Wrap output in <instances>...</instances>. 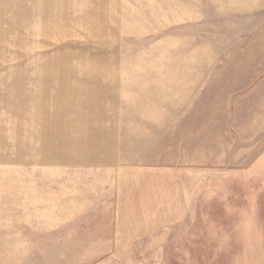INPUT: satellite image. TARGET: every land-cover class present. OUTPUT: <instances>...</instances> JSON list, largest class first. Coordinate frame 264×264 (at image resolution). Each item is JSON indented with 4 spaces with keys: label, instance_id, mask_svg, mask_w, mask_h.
<instances>
[{
    "label": "rangeland",
    "instance_id": "374dc122",
    "mask_svg": "<svg viewBox=\"0 0 264 264\" xmlns=\"http://www.w3.org/2000/svg\"><path fill=\"white\" fill-rule=\"evenodd\" d=\"M217 20L264 39V0H0V264H264V74L211 173L139 109ZM94 127L109 162L74 156Z\"/></svg>",
    "mask_w": 264,
    "mask_h": 264
},
{
    "label": "crops",
    "instance_id": "0c3cea01",
    "mask_svg": "<svg viewBox=\"0 0 264 264\" xmlns=\"http://www.w3.org/2000/svg\"><path fill=\"white\" fill-rule=\"evenodd\" d=\"M213 13L211 12V18ZM210 24L211 29L205 37H200L198 42L191 45H188L189 42L186 43L188 46L183 45L186 52L191 54L192 59L188 60L194 62L193 67L192 64L188 65L192 68L191 73L183 74L182 78L179 75L173 84H168L163 75L164 83L161 85L165 86L161 88V100L158 99L157 103L145 100V104L139 106L140 112L145 110L146 121L150 116L153 119L160 118L166 111L177 113L171 124L176 125L179 133L176 144L171 147L176 149L177 157L184 161L183 171L188 174L202 171L211 173L225 157L231 156L234 141L240 133L239 116L242 110L253 102L254 106H261L257 100L249 101L248 94L250 86L258 80L256 78L264 74V64L258 66L259 61H264V39L242 30V22L237 21L233 25L232 21L217 20ZM192 32L197 31L193 29ZM184 49L182 48L183 53ZM177 59L182 61L186 56ZM255 69L262 72L256 74ZM105 82L112 83L114 80ZM167 86L172 90L170 97L167 95L168 91H163ZM253 88L258 89V84ZM92 93L95 94L94 91ZM169 98L172 100L170 103ZM129 100L130 114L135 111L132 117H136L137 101L144 102L133 94L129 95ZM139 118H142L140 114ZM156 122L153 121L154 124ZM100 128L94 127L95 135L82 137L80 150L74 148V156L91 159L92 163L89 164H101L105 159L109 162L114 158L115 136L100 137ZM103 130L106 132V127ZM143 140L148 141L147 137ZM106 150L109 151L108 156ZM65 156H68L67 150ZM173 162L165 158L160 163L171 166L174 165Z\"/></svg>",
    "mask_w": 264,
    "mask_h": 264
}]
</instances>
